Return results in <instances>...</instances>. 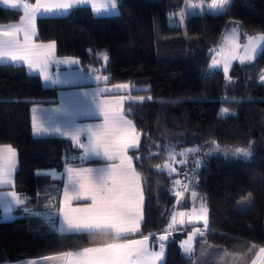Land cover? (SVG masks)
Wrapping results in <instances>:
<instances>
[{"label":"trees","instance_id":"16d2710c","mask_svg":"<svg viewBox=\"0 0 264 264\" xmlns=\"http://www.w3.org/2000/svg\"><path fill=\"white\" fill-rule=\"evenodd\" d=\"M186 2L118 0L120 14L113 17H97L91 8L79 7L66 16L39 18L37 41H55L59 57L77 58L85 72L107 75L111 84L128 83L134 96L152 97L126 104L142 132L140 148L130 153L143 177L142 232L162 234L179 204L174 193L182 189L175 181L186 176L209 209V229L196 238L193 255L181 248L188 233L175 232L166 241L165 264H196L206 246L226 252L215 264H251L264 247V48L253 62L235 64L228 78L222 70L203 76L202 68L228 29L238 28L242 40L264 33V0H232L222 13L189 16L184 35L170 21ZM21 16L0 7V26ZM57 102L58 89L45 88L39 76L22 66L0 64V145L17 149L15 188L25 200L17 213L31 211L0 219V264L112 242L108 236L56 230L63 180L47 173L94 163H85L82 150L70 140L34 137L32 107ZM210 141L251 145L254 153L246 160L213 157L199 168L190 159L187 165H173L174 173L156 167L168 161L171 151L206 149ZM244 201L249 206L240 209Z\"/></svg>","mask_w":264,"mask_h":264},{"label":"snow or ice","instance_id":"6c2138e0","mask_svg":"<svg viewBox=\"0 0 264 264\" xmlns=\"http://www.w3.org/2000/svg\"><path fill=\"white\" fill-rule=\"evenodd\" d=\"M231 2L232 0H212L209 7L223 10ZM3 3L13 9L21 8L23 15L19 23L9 25L7 29H0V61H7L13 66H26L30 71L38 72L45 81L50 79L49 68L52 63L77 64L79 61L73 58L57 60L55 41L36 40L38 17L67 15L72 10L86 5H91L94 13H99L102 9L115 11L118 8V0H102L100 3H97V0H35V3H29L27 0H3ZM181 15L183 16V13ZM261 44H264V33L247 36V43L241 44L238 33L233 30L231 35L225 37L224 45L216 50L210 67L222 66L223 73L228 78L232 62L239 60L240 63H244L253 60ZM108 59V55L103 54V60ZM95 79L107 83L110 78L107 75H97ZM261 80L264 81V74L261 75ZM130 88L131 85L128 83L98 88L93 94V104L96 113L102 118L101 122L83 127L74 126L70 129L49 127L37 115L38 110L32 109L31 126L34 135L45 136L55 133L68 136L74 145L83 151V158L95 157L104 161L101 167H67V183L64 185L63 198L58 209L66 226L61 231L108 236L112 241L46 256L42 261H33L32 264H165V242L176 230V225L203 223V228L193 226L187 239L181 242L183 253L189 256L194 252L193 243L197 236L203 237L209 229V209L206 201L201 198L198 207L194 205L190 211L174 212L162 234L156 236L155 233L142 232V224L145 222L143 177L134 164V156L129 154L130 151L140 148L142 132L133 119L129 118L131 107L126 110L125 102L142 103L146 99L152 100V97L113 95L101 98L105 92L128 91ZM82 137H86V140ZM209 149L210 152L223 151L225 156L231 154L237 158L248 159L252 156L251 145L222 149L216 141H210ZM192 151L194 150L188 149L179 155L187 156ZM176 155L175 151L169 152L168 161L163 165L157 164L156 167L167 169L169 173L175 172L176 169L172 167L170 161L174 162ZM17 157L15 147L10 144L0 145V187L13 185ZM135 159L139 160L140 157L136 156ZM186 162L180 161L181 164ZM195 166L199 168L201 161L196 160ZM175 184L182 189L174 193L179 203L189 190V184H181L180 180H176ZM0 195L10 196L15 205L25 204V200L15 191ZM191 195L195 200L196 191H192ZM246 200L251 203V196L246 197ZM79 201L86 203H74ZM153 239L159 242L158 248L151 243ZM255 247L253 245V249ZM251 264H264V247L259 248Z\"/></svg>","mask_w":264,"mask_h":264},{"label":"crops","instance_id":"0c3cea01","mask_svg":"<svg viewBox=\"0 0 264 264\" xmlns=\"http://www.w3.org/2000/svg\"><path fill=\"white\" fill-rule=\"evenodd\" d=\"M102 2V0H97V3ZM90 6L91 5H86ZM86 6H81V7H86ZM0 7L3 8H11L9 5H6L3 3V0H0ZM79 8V7H78ZM13 10H18L22 13L23 11L21 8L13 9ZM92 10V9H91ZM118 10V11H117ZM115 11H105L101 10L99 13H94L93 14L97 17H112L116 16L117 12H119V9L117 8ZM68 15V14H67ZM61 16H66L64 14H61ZM51 17H59V16H51ZM51 17H45V18H51ZM43 18V17H38ZM37 19V20H38ZM10 23L7 25H1L0 29H7L9 25L11 24H16L19 23ZM36 27H37V21H36ZM36 40H37V35H36ZM65 58H73L79 61L77 64H66V63H52L49 68V76L50 79L48 81H45L42 76L39 75L38 72L35 71H30L27 69L26 66H22L26 69L27 73L33 76H39L42 80L43 86L45 88L49 89H58V102L55 105H37L33 106L32 109H37V115L49 126H58L62 129H70L74 126H86L88 124H96L101 122V117L96 113L94 104H93V94L96 92L98 88H105V87H111L110 79L107 83L105 81L100 80L97 81L95 77L97 75L104 76L101 74H91L87 73L83 70L81 66V62L79 59L74 58V57H59L57 55V49H56V59L57 60H63ZM0 64H9L7 61H0ZM19 66V65H16ZM110 78V77H109ZM53 81H56L55 83ZM132 87L128 91H120L117 92L113 90L112 92H105L102 94L101 98H106L110 97L113 95H132ZM87 93V95H85ZM134 96V95H132ZM128 101L125 102V108L126 104ZM56 109H59L60 111H54ZM33 115V112H32ZM34 135V133H33ZM35 138H60V139H66L70 140V137L68 136H60L59 134H51V135H45V136H36L34 135ZM82 139L86 140V137H82ZM142 140V136H141ZM136 151V150H135ZM133 151H130V153ZM83 153V151H82ZM129 153V154H130ZM18 160V157H17ZM85 163L86 162H94L92 164L88 165H81V166H71V167H101L104 164V161L99 159V158H84ZM69 167V166H68ZM67 167L63 170L62 173H58L56 171H50L47 174L52 177V179L63 180V188L64 185L67 183V173H66ZM18 170V163H17V169L14 173V183L13 185H6L3 187H0V193H10L12 191H15L19 196L20 194L17 192L15 188V176ZM143 186V184H142ZM63 188H62V193H61V200L60 204L63 198ZM192 191H195L193 183L190 181L189 184V190L187 193L184 194V197L182 200L179 202L178 207H176L174 212H179V211H190L191 208L195 206H199L201 203V196L197 194V197L195 200L192 198ZM21 199H23L20 196ZM74 203H86L85 201H79V202H74ZM9 207L11 210H9ZM23 205H15V203L11 200L10 196L7 195H0V217L2 220L10 221L14 220L16 218L22 217L23 214L30 213V210L25 211L22 214L17 213L20 208H22ZM144 211H145V206H144ZM171 221V218H170ZM169 221V222H170ZM143 225V224H142ZM193 226L203 228V223H197L196 225H191V224H184V225H176V230L173 231L172 233L175 232H187L189 233L192 229ZM66 227L63 223V218L62 216L59 215V212L57 211V222H56V230L58 233L61 234H74V233H68V232H63L61 231L62 228ZM158 236V235H157ZM198 237V236H197ZM200 237V236H199ZM138 238V237H136ZM153 246L158 248V241L153 239L151 241ZM195 241L193 243V248H194ZM166 245V242H165ZM77 251V250H75ZM211 252V256H213V259H215V255L213 254L210 249L203 248L202 250V256L206 258V255ZM194 253V252H193ZM201 254V253H200ZM57 255V254H56ZM193 255V254H192ZM191 255V256H192ZM220 255H218L215 259V261H209L206 263L203 261V264H215L220 260ZM44 257L42 258H36V259H30V260H25V261H20V262H14V263H2V264H32L33 261H42ZM166 259V255H165Z\"/></svg>","mask_w":264,"mask_h":264},{"label":"rangeland","instance_id":"374dc122","mask_svg":"<svg viewBox=\"0 0 264 264\" xmlns=\"http://www.w3.org/2000/svg\"><path fill=\"white\" fill-rule=\"evenodd\" d=\"M33 3H35V2H33ZM212 3V1H208V0H197V1H193V0H187V2H186V4H185V6L182 8V10L181 11H179V12H176V13H173L172 15H171V21H170V24L171 25H177V26H180L181 28H183L184 29V35H185V27H186V20H187V18L189 17V16H192V15H197V14H202V13H212V14H218V13H222V12H224L227 8H225V9H223V10H220V9H211L210 7H209V5ZM190 5H195L196 7H191ZM86 7H90V6H86ZM118 9H119V7H118ZM118 11V10H117ZM119 14H120V10H119V12H118ZM181 13H183V16L181 15ZM116 16H118V15H116ZM113 17V16H112ZM233 30H235L237 33H238V35H239V42L241 43V44H245V43H247V38L245 39V40H242V38H241V35H240V31H239V29L238 28H231V29H228L227 31H226V33H225V35H224V38H223V41H222V43H221V45L216 49V50H218L221 46H223L224 45V42H225V37L226 36H229V35H231L232 34V32H233ZM157 31H159L158 29H157ZM158 37H159V35H158ZM263 48H264V44H261V46H260V48L258 49V52H257V54L255 55V57H254V59L253 60H251V61H246V62H244V63H240V61L239 60H235V61H233L232 62V64H231V66H230V68H229V73H230V71H231V69L233 68V66L235 65V64H246V63H251V62H253L258 56H259V54L261 53V51L263 50ZM215 50V51H216ZM241 51H242V49H241ZM215 54H216V52H215ZM215 54L213 55V57L215 56ZM212 57V58H213ZM211 61H212V59L210 60V62H209V64L208 65H206V66H204L203 68H202V72H203V76H205V75H208V74H210V73H212V72H214V71H217V70H222L223 71V67L222 66H220V67H217V68H211L210 67V65H211ZM84 70V69H83ZM228 73V74H229ZM92 74V73H91ZM262 74H264V72L262 73ZM261 74V75H262ZM260 81H262L261 80V76H260ZM262 82H264V81H262ZM217 143V142H216ZM218 144V143H217ZM220 145V144H219ZM220 147L223 149V148H225V147H227V148H234V146H224V145H220ZM189 149H193L194 151H192V152H189L188 154H187V156H181V155H179V153L176 155V160L174 161V162H172V167H173V165H183V164H181L180 163V161L181 160H186L187 162H189V161H192V160H190V159H193L194 161H196V160H200V161H205L206 159H211V158H213V157H220V158H224V159H244V158H237V157H235V156H232L231 154H229L228 156H225V154H224V152L223 151H211L210 152V149H209V147L208 148H206V149H199V151H195V149H198L197 147H191V148H189ZM188 149H185V150H183V151H181V152H185V151H187ZM251 151H252V155H253V153H254V151H253V147L251 146ZM180 152V153H181ZM207 153V154H206ZM178 157H180V158H178ZM252 157V156H251ZM250 157V158H251ZM250 158H248V159H250ZM246 160V159H245ZM184 163V164H188V163ZM176 172V171H175ZM174 173V172H173ZM185 179H187V180H184V179H182V180H180L181 181V184H190V176H186L185 177ZM189 180V181H188ZM178 189H181V187L179 186L178 187ZM188 192V191H187ZM187 192H185V193H187ZM248 206H249V204L247 203V202H242L241 204H239V208L240 209H247L248 208ZM1 219V218H0ZM204 248H206V249H210V251H212L213 252V254L215 255V259H216V257L218 256V255H220L221 257H223V259H224V257H226V252L224 251V250H222V249H218V248H214V247H208V246H206V247H204ZM206 259H209V260H206ZM215 259H213V256H211V252L209 253V254H207L206 255V258H204V256H202V251H201V254L199 255V257H197L196 258V264H202L203 263V261H205L206 260V263L207 262H209V261H215ZM222 263H225V260H222ZM208 264H211V263H208Z\"/></svg>","mask_w":264,"mask_h":264}]
</instances>
